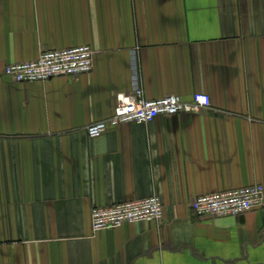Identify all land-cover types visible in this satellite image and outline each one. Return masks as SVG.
<instances>
[{
  "label": "crops",
  "instance_id": "crops-1",
  "mask_svg": "<svg viewBox=\"0 0 264 264\" xmlns=\"http://www.w3.org/2000/svg\"><path fill=\"white\" fill-rule=\"evenodd\" d=\"M88 44L89 73L16 82L12 62ZM200 112L91 137L134 86ZM264 185V0H0V264H264V206L201 219V194ZM160 220L94 230L151 195Z\"/></svg>",
  "mask_w": 264,
  "mask_h": 264
},
{
  "label": "built area",
  "instance_id": "built-area-1",
  "mask_svg": "<svg viewBox=\"0 0 264 264\" xmlns=\"http://www.w3.org/2000/svg\"><path fill=\"white\" fill-rule=\"evenodd\" d=\"M94 52L88 44L68 48L43 49L36 59L12 62L5 66L4 74L16 82L47 81L56 76H74L89 73L94 67ZM134 86L131 92L121 93L113 113L86 126L91 137L103 135L111 126L125 122L148 123L160 114L200 112L212 106L211 96L195 92L190 100L177 94L148 98L140 83L134 65ZM264 206V185L255 183L222 191L198 195L191 207L201 219L237 216ZM164 215L162 200L156 194L135 200H126L108 206L92 208L94 230L114 227L125 222L160 220Z\"/></svg>",
  "mask_w": 264,
  "mask_h": 264
}]
</instances>
